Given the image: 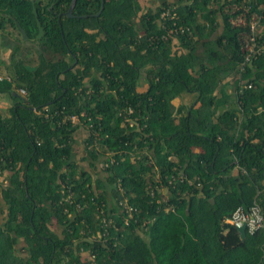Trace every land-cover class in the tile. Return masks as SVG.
Here are the masks:
<instances>
[{"label": "trees", "instance_id": "16d2710c", "mask_svg": "<svg viewBox=\"0 0 264 264\" xmlns=\"http://www.w3.org/2000/svg\"><path fill=\"white\" fill-rule=\"evenodd\" d=\"M70 3L0 0V264H264V0Z\"/></svg>", "mask_w": 264, "mask_h": 264}, {"label": "built area", "instance_id": "2783aa9c", "mask_svg": "<svg viewBox=\"0 0 264 264\" xmlns=\"http://www.w3.org/2000/svg\"><path fill=\"white\" fill-rule=\"evenodd\" d=\"M168 13V10H165L163 14ZM241 17V16H239ZM238 18V17H237ZM236 18V19H237ZM235 19V20H236ZM256 24V17L253 16V20L251 22L252 29L255 27ZM251 39V41H250ZM244 47L248 49L249 51L254 50V35L253 31L249 36V40L246 39ZM250 53V52H249ZM249 53L246 54L245 59H249ZM7 79L10 80L9 75H4L0 72V80ZM18 92L25 95L26 89L23 86H19L17 88ZM11 105V102L9 98L5 94H0V109L7 110L9 106ZM229 221L237 228L245 225V230L249 233L255 232L257 229H260L264 226V215L261 209V206L258 202L254 201L253 203L249 205H243L239 204L237 205L230 217Z\"/></svg>", "mask_w": 264, "mask_h": 264}, {"label": "rangeland", "instance_id": "374dc122", "mask_svg": "<svg viewBox=\"0 0 264 264\" xmlns=\"http://www.w3.org/2000/svg\"><path fill=\"white\" fill-rule=\"evenodd\" d=\"M160 1L161 0H145V2H147L148 4H150V5H152L151 7L152 8H154L155 6H157L158 5V3H160ZM244 21V17H238L236 20H235V22L236 23H239V22H243ZM2 41L3 42H1V44L0 45H3V46H0V49H1V52H2V54H4L5 55V60L7 59V57H9V52H10V47H9V45H7V43L8 44H13V40L12 39H10L9 37H7V36H2ZM29 44H31L32 46H33V42L32 43H30V42H28ZM5 46H7V47H5ZM31 55H32V53H31ZM3 67V66H2ZM142 74V73H141ZM142 76H140V78H141ZM141 80H143V79H141ZM144 88V85L143 86H141V85H139V87H138V89H143ZM189 100V98L188 99H186V102ZM5 111H7V110H5ZM73 119L74 120H78V118H76V117H73ZM177 121V119H175V120H173V123H175ZM177 123V122H176ZM175 123V124H176ZM82 131H83V129L82 128H80L79 130H77L74 134H75V142H74V157H75V159H76V161L77 162H79L82 166H86L87 168L89 167V165H88V160L89 159H87V158H85L84 160L81 158L84 154H85V152L83 151V149H82V147H81V136H82ZM102 164V163H101ZM101 164H99L100 166H101ZM100 171V170H99ZM98 175L99 174H102V171L101 172H98L97 173ZM96 174V175H97ZM4 183H6L5 182V180L3 179V177L0 175V185H3ZM61 228H62V226H60V225H56L55 227H53V229L54 230H56V231H61ZM77 252L80 254V257L83 259V260H86L88 257H89V254H88V249H87V247L85 246V244L84 243H79V245H78V248H77Z\"/></svg>", "mask_w": 264, "mask_h": 264}, {"label": "water", "instance_id": "95a60500", "mask_svg": "<svg viewBox=\"0 0 264 264\" xmlns=\"http://www.w3.org/2000/svg\"><path fill=\"white\" fill-rule=\"evenodd\" d=\"M75 1L76 0H71V3L69 5V7H68L67 14L69 16L73 15L72 10H73ZM103 2H104V0H101V8L103 6ZM32 10H33V12L35 14V18H36L37 26H38V32H37L36 36L39 37V36H41L43 34L44 29H43V26H42V24L40 23V21H39V19L37 17V14H36L37 13V9H36V7L33 6ZM99 12H100V10L98 12H96V14H98ZM20 29L22 30L24 37H27V35H26L25 31L23 30V28L20 27ZM30 68H33V66H30ZM237 230H238V232L240 234V237L243 239L246 236L245 225L243 224L242 226L237 227Z\"/></svg>", "mask_w": 264, "mask_h": 264}, {"label": "crops", "instance_id": "0c3cea01", "mask_svg": "<svg viewBox=\"0 0 264 264\" xmlns=\"http://www.w3.org/2000/svg\"><path fill=\"white\" fill-rule=\"evenodd\" d=\"M1 50V49H0ZM0 54H2V52L0 51ZM179 97H176L174 100H173V102H174V104H177L178 102H179ZM177 122V121H176ZM175 122V123H176ZM236 169L234 168V171H235ZM227 221H229V218L227 219Z\"/></svg>", "mask_w": 264, "mask_h": 264}]
</instances>
